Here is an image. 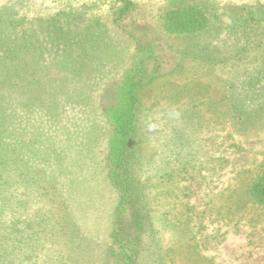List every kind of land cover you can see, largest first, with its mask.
<instances>
[{
    "label": "rangeland",
    "instance_id": "obj_1",
    "mask_svg": "<svg viewBox=\"0 0 264 264\" xmlns=\"http://www.w3.org/2000/svg\"><path fill=\"white\" fill-rule=\"evenodd\" d=\"M132 1L116 24L115 0H0V264L110 252L118 200L102 110L145 58L131 173L151 224L133 232L138 263L157 252L162 264H264V210L248 196L264 108L247 97L246 114L223 115L261 70L251 31H264V0ZM189 3L211 12L203 34L163 32V11ZM234 6L255 7V21ZM254 86L264 99V80Z\"/></svg>",
    "mask_w": 264,
    "mask_h": 264
},
{
    "label": "trees",
    "instance_id": "obj_2",
    "mask_svg": "<svg viewBox=\"0 0 264 264\" xmlns=\"http://www.w3.org/2000/svg\"><path fill=\"white\" fill-rule=\"evenodd\" d=\"M115 2L119 6L115 9L116 15L113 21L119 24L130 14L134 5L132 0H115ZM254 8L253 6H246L245 8L234 6L229 9L238 11L240 19L246 22L248 19L255 21L254 11L252 10ZM226 12H230L228 8ZM210 17L211 12L200 8L197 4H175V6L164 10L161 14L159 18L160 28L166 34L192 37L203 34L202 32L208 27ZM261 21H264V19ZM251 33L253 36H257V45L262 48V54L264 55V31L253 32L252 30ZM143 49L140 46L137 50L141 52ZM145 59L137 67L128 70L122 75L120 81L115 84L113 100L106 104L102 110V115L110 130L106 153L108 165L107 180L114 191H116L118 201L114 208V222L112 223L110 234L111 250L110 252L99 254L96 264H139L137 259L140 254L137 257L135 246L138 236L133 238L132 235L133 232L136 234L140 228V220L148 219L151 224V218L146 215L147 209L143 208L142 197L136 180L131 173V167L137 153L135 140L139 115L138 78L141 69L143 70V61ZM259 66H261V70H259L258 77L252 80L254 83L248 84V89L250 90L248 94L243 96L239 94L237 98H234V105L223 113L224 116L229 117V120L246 114L243 112L244 109L242 107L246 104L247 99L245 98L247 97L249 100L254 101L256 105L260 104L256 110L252 109V111L257 112V110L264 108V99L260 97L253 99L256 92L261 91L254 84L259 80H264V56H262ZM262 88L264 90V87ZM261 93L264 94V92ZM248 196L264 210V163L258 175L249 184ZM72 203L69 206V210L72 209ZM129 211L133 221L125 226L123 219ZM150 254L152 264L163 263L160 253L151 252Z\"/></svg>",
    "mask_w": 264,
    "mask_h": 264
},
{
    "label": "clouds",
    "instance_id": "obj_3",
    "mask_svg": "<svg viewBox=\"0 0 264 264\" xmlns=\"http://www.w3.org/2000/svg\"><path fill=\"white\" fill-rule=\"evenodd\" d=\"M155 127V125H149V130H152Z\"/></svg>",
    "mask_w": 264,
    "mask_h": 264
}]
</instances>
